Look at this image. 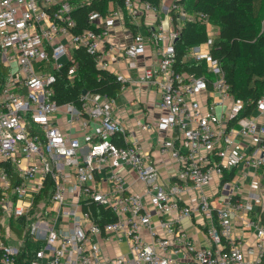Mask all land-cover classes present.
Masks as SVG:
<instances>
[{
    "label": "built area",
    "instance_id": "built-area-1",
    "mask_svg": "<svg viewBox=\"0 0 264 264\" xmlns=\"http://www.w3.org/2000/svg\"><path fill=\"white\" fill-rule=\"evenodd\" d=\"M77 4L0 0V264H264V94L246 115L253 101L235 98L212 54L219 27L177 0H124L89 14L91 27L78 33ZM125 18L146 34L119 46L110 36ZM185 23L206 26V41L183 59L205 63L202 76L176 68ZM75 48L101 70L125 60L136 79L116 74L122 90L156 86L158 120H136L128 132L112 117L115 100L96 93L82 94L79 107L58 105L55 74L71 64L75 76ZM149 48L155 63L140 62ZM152 135L158 156L142 148ZM254 204L260 210L252 214ZM7 218L18 226L25 218L22 234ZM185 220L200 228L204 245Z\"/></svg>",
    "mask_w": 264,
    "mask_h": 264
},
{
    "label": "trees",
    "instance_id": "trees-1",
    "mask_svg": "<svg viewBox=\"0 0 264 264\" xmlns=\"http://www.w3.org/2000/svg\"><path fill=\"white\" fill-rule=\"evenodd\" d=\"M155 6L161 0H147ZM189 12L203 11L209 14L210 21L219 27V36L215 38L212 54L221 63L227 83L236 99L245 102L253 101L248 107L246 115H250L254 102L264 94V18L260 19L262 0H177ZM123 7L124 0H91L89 4L78 3L73 11L76 20V32H83L90 28L89 14L98 12L105 15L110 5ZM207 39L206 26L195 23H185L181 36L176 42L177 65L180 71L202 76L207 73L205 63H187L183 59L189 49L204 43ZM73 62L77 73L72 78L68 75L71 64L56 72V81L52 85L54 100L58 105L74 103L77 107L81 103V95L86 90L89 93L105 95L109 98L117 97L124 86L117 76L109 70L97 68L94 58L84 48L73 50ZM114 142L124 146L119 140ZM13 185L21 182L10 165H5ZM1 197V191H0ZM93 213L108 215L104 207L91 206ZM10 220L11 226L15 224ZM19 224V235L26 225L25 218L16 220ZM16 225V224H15ZM26 238V234H25ZM39 246L32 248L35 252Z\"/></svg>",
    "mask_w": 264,
    "mask_h": 264
},
{
    "label": "crops",
    "instance_id": "crops-1",
    "mask_svg": "<svg viewBox=\"0 0 264 264\" xmlns=\"http://www.w3.org/2000/svg\"><path fill=\"white\" fill-rule=\"evenodd\" d=\"M73 2L83 3L84 0H72ZM91 2V0H89ZM162 5V0L161 4ZM159 5V6H160ZM169 5V3H168ZM116 6L110 5V8ZM164 27L169 28L168 17L164 18ZM146 34V29L144 26H133L129 23L128 19L125 18L124 21H120L117 26L112 30L110 40L116 45L125 46L129 44L137 32ZM157 59L154 48H149L147 54L141 59L140 62H145L147 64L155 63ZM113 74H122L125 77L132 76L136 79L135 73L127 70L125 60L119 62H113L108 69ZM159 98L160 91L156 86L148 87L146 85H141L137 83L128 84L121 93L113 98L115 100V109L113 111L112 117L118 121L126 131H132L135 127L136 120H141L143 122H156L160 116L159 109ZM253 116H258V112L254 111ZM263 121L262 119H260ZM154 135H152L148 140H141L142 148L144 151L151 153L153 156H158L157 147L154 145ZM161 173L163 177H166L169 171L165 166H160ZM250 174L247 176L246 181L250 182L253 177L254 169H250ZM264 182V178L262 179ZM261 194L264 197V188L261 190ZM253 213H257L260 207L253 205ZM9 218L6 219V227H12L17 230L18 225L14 224L11 226ZM184 226L188 234L200 245L205 244V238L201 234L200 228L193 222L185 220Z\"/></svg>",
    "mask_w": 264,
    "mask_h": 264
},
{
    "label": "rangeland",
    "instance_id": "rangeland-1",
    "mask_svg": "<svg viewBox=\"0 0 264 264\" xmlns=\"http://www.w3.org/2000/svg\"><path fill=\"white\" fill-rule=\"evenodd\" d=\"M264 18V0H262V3H261V11H260V19L262 20ZM61 63L63 64H67L68 63V59L64 58L61 60ZM126 251L124 250V253Z\"/></svg>",
    "mask_w": 264,
    "mask_h": 264
},
{
    "label": "water",
    "instance_id": "water-1",
    "mask_svg": "<svg viewBox=\"0 0 264 264\" xmlns=\"http://www.w3.org/2000/svg\"><path fill=\"white\" fill-rule=\"evenodd\" d=\"M86 93H87V91H86V90H84V91H83V94L85 95Z\"/></svg>",
    "mask_w": 264,
    "mask_h": 264
}]
</instances>
